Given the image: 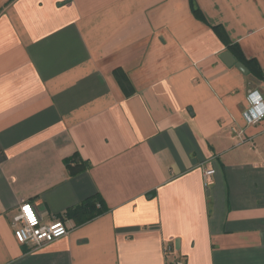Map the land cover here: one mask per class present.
<instances>
[{
    "label": "crops",
    "instance_id": "1",
    "mask_svg": "<svg viewBox=\"0 0 264 264\" xmlns=\"http://www.w3.org/2000/svg\"><path fill=\"white\" fill-rule=\"evenodd\" d=\"M251 92L264 0H0V264H264ZM23 202L67 234L19 244Z\"/></svg>",
    "mask_w": 264,
    "mask_h": 264
},
{
    "label": "built area",
    "instance_id": "2",
    "mask_svg": "<svg viewBox=\"0 0 264 264\" xmlns=\"http://www.w3.org/2000/svg\"><path fill=\"white\" fill-rule=\"evenodd\" d=\"M249 107L243 113V117L249 124H255L264 119V105L262 98L251 92L248 94ZM213 169L204 171L205 186L212 184L214 176ZM13 236L19 244H33L42 246L51 243L67 234V228L60 219L54 220L49 224H43L32 204L23 202L18 206L17 214L12 221ZM174 264H182L175 260Z\"/></svg>",
    "mask_w": 264,
    "mask_h": 264
},
{
    "label": "trees",
    "instance_id": "3",
    "mask_svg": "<svg viewBox=\"0 0 264 264\" xmlns=\"http://www.w3.org/2000/svg\"><path fill=\"white\" fill-rule=\"evenodd\" d=\"M192 12L196 15V16H200L199 14V11L195 8H192ZM228 49L230 50V52H234L233 48L234 46L232 45H227ZM229 52V51H228ZM231 54V53H230ZM235 55V54H234ZM237 59L236 61L241 63L247 70H253L251 69V60H248V61H244L243 58L241 56H237ZM74 161L73 158H70L68 160L65 161V164H66V167L71 170L70 171V174H75L81 170H83V168H81L79 165H71V162ZM94 203L92 201V199H87L85 200L81 205L77 206L76 208H73L71 210H68V213L70 212H77V211H82V212H86V215L84 216V220H90L92 218H94L95 216H97L98 214L101 213V211L98 209V210H95L94 209Z\"/></svg>",
    "mask_w": 264,
    "mask_h": 264
},
{
    "label": "water",
    "instance_id": "4",
    "mask_svg": "<svg viewBox=\"0 0 264 264\" xmlns=\"http://www.w3.org/2000/svg\"><path fill=\"white\" fill-rule=\"evenodd\" d=\"M219 58L227 67L234 66L241 73H248V70L241 63L237 62L230 52L224 51L222 54H220Z\"/></svg>",
    "mask_w": 264,
    "mask_h": 264
}]
</instances>
